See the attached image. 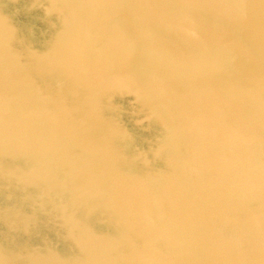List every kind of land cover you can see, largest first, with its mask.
<instances>
[{"label": "water", "instance_id": "1", "mask_svg": "<svg viewBox=\"0 0 264 264\" xmlns=\"http://www.w3.org/2000/svg\"><path fill=\"white\" fill-rule=\"evenodd\" d=\"M0 264H264V0H0Z\"/></svg>", "mask_w": 264, "mask_h": 264}]
</instances>
